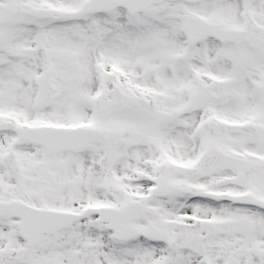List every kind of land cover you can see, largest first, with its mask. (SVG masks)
<instances>
[{"label": "snow or ice", "instance_id": "obj_1", "mask_svg": "<svg viewBox=\"0 0 264 264\" xmlns=\"http://www.w3.org/2000/svg\"><path fill=\"white\" fill-rule=\"evenodd\" d=\"M0 264H264V0H0Z\"/></svg>", "mask_w": 264, "mask_h": 264}]
</instances>
